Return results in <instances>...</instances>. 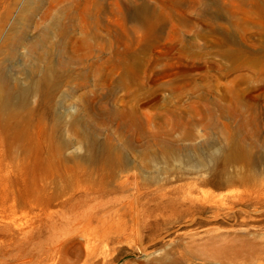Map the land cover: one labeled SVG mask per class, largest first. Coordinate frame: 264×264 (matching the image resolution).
<instances>
[{
    "label": "rangeland",
    "instance_id": "374dc122",
    "mask_svg": "<svg viewBox=\"0 0 264 264\" xmlns=\"http://www.w3.org/2000/svg\"><path fill=\"white\" fill-rule=\"evenodd\" d=\"M140 3L162 25L157 38L145 36L133 17ZM260 4L262 15L256 14ZM210 24L229 27L234 40L227 42ZM67 27L70 34H61ZM113 49L119 64L114 82L105 83L98 72ZM0 63L8 78L2 93L11 99L5 114L0 109V264H264V0H0ZM44 72L59 76L54 100L62 102L64 115L60 122L26 124ZM207 99L229 114L216 110L219 130L196 126L181 140L187 150L172 148L167 155L126 141L118 121L128 118L112 113L135 104L148 132L152 113L198 115ZM224 121L252 150L225 172ZM214 134L210 151L217 157L210 160L202 144ZM37 135L45 143L57 136L64 141L51 160ZM89 137L98 139L96 150L110 139L120 146L116 168L130 176L124 191L102 197L100 214L135 199L137 186L152 191L169 178L185 188L177 208L147 217L139 236L129 228L105 234L117 220L109 221V214L104 225L89 220V196L103 182L117 184L107 178L109 167L88 157ZM249 172L255 182L237 180ZM229 177V184L219 183ZM134 207L142 215L139 203Z\"/></svg>",
    "mask_w": 264,
    "mask_h": 264
},
{
    "label": "bare ground",
    "instance_id": "6f19581e",
    "mask_svg": "<svg viewBox=\"0 0 264 264\" xmlns=\"http://www.w3.org/2000/svg\"><path fill=\"white\" fill-rule=\"evenodd\" d=\"M245 3H247V1L244 2V4ZM259 6L260 7L256 10V14L258 13L259 15L260 14L262 15V5L260 4ZM207 8L208 7L206 5L201 9L200 11L201 17L203 15H206L208 11ZM148 9H149L148 4L146 3L138 4L136 6L133 17L139 22L138 25L142 26L144 31L143 34L145 36L147 37L151 36L153 38H157L161 34L162 25L158 23V19L155 17V14L149 13ZM244 11L246 13H250V10H248L247 8ZM210 30L214 33H221L222 36L224 37V40H226L227 42H231L234 40L232 30L229 27L216 26L210 24ZM85 31L88 34L90 33L88 29H86ZM197 31L200 34L204 33V31L199 28L197 29ZM65 33L70 34V29L68 27L61 30V34H65ZM27 34H28V30H23L21 37L25 38ZM43 37L45 36H42V38ZM112 52L113 55L110 57V61L107 62V67L105 68V70H100L98 72V77L100 81H103L105 83L114 82L112 80L114 79V75L116 73L119 64V61L116 58L117 51L113 49ZM7 81L8 78L6 76V63L5 64L0 63V82H1L0 109L4 114L11 106V103L9 102V100L11 99L8 98L10 95L4 96L2 93L3 91L2 88L6 86ZM59 81L60 80L58 75L55 74L53 78L50 79L48 74L44 72L43 76L40 79V85H38L36 88V90L40 92V97L36 107V112L27 115L26 124H33L34 122L33 119L37 120L35 123L37 126L43 125L45 121H47L50 118L59 120L57 122H60V120H62V117L64 115V112L60 110V104L62 102L61 101L55 102L54 100V96L58 90L57 87L55 86L58 85ZM116 88L117 85H112L110 91H115ZM18 89H20V91L23 92L22 94L23 96L26 95L25 93L27 91L26 89H22L21 87H19ZM237 99H239L237 100V102L240 103L241 98H237ZM241 102L243 103V101ZM197 108H198V113H197L198 115L194 113L189 114L186 113L187 111L183 112L182 110H176V109H170L165 114L161 112L152 113L147 125L148 132L145 131V129L142 126V123L140 121L141 112L136 110L135 104L134 105L132 104L131 106H125L123 108V111L118 110L117 108L112 109L113 110L112 113L115 117H117L116 115L120 113L127 116L128 120L118 121L119 127L122 130L120 134L129 137V139H126V141H130V143H132L133 140L146 142L140 144L147 147L152 154L167 155L168 153L171 152L172 148H176L177 150H181V151L187 150V146L185 144H182L181 140L186 139L187 137L192 135L193 130L194 128H196V126H203L205 128H210L213 129V131L219 130L218 129L219 123L216 120L217 109L221 110L220 115H223L225 118L228 117L229 115V114L227 115V113L225 112L224 104H219L217 101L211 99H207L203 104H201V106H197ZM72 121L73 124L75 125L79 121V119L75 118ZM222 124H223L222 129L227 130V134H225L226 141L221 146V151H222L221 169L223 172H225L229 164L240 160L245 161L246 160L245 157L248 154H250L252 150L251 147L248 148L245 145L246 140L244 136H242L240 139H236L235 136L237 135L235 134L234 131L232 130L230 131L229 124L227 121H224ZM176 132H179V137H178L179 139L173 138ZM163 136H167L171 138L168 139L167 137H163ZM51 139L52 138H50L49 140L47 139V143L49 141V144H47L45 143V140L42 139V135L41 136L37 135L38 148L43 149L48 146L46 148L48 153L46 154V156H43L48 160H51V157L56 151L55 147L57 148L58 146H60V144L64 142L62 138L58 136L55 140H51ZM216 139H217L216 134H214L213 136L211 135L210 137H208L206 140L203 141L202 145H205L206 149L210 151V149L213 147L212 144H214ZM88 141H90L88 144L89 147L88 157H90V159L94 161H99L100 162L99 166L102 169H104L106 166L109 167L108 168L109 170L107 172L108 175L107 178L109 179L110 182L112 181L117 184L115 186L113 185L109 186V184L103 182L98 187L97 194L93 196H89V199L92 201L91 206H89L91 208V211L88 212L90 213L88 215L89 220L94 218L100 221L101 223H103L104 225V221H107L106 219L107 214H109V216L111 217L109 221L111 220V222H114L117 220L115 223L110 224L111 225L110 228L104 231L105 234L115 233L118 235L125 232L129 228L131 233H135L139 236L140 228L148 223L147 217L153 216V214L156 213L164 214L167 208H177V206L180 204V200L182 199L180 196L182 193L181 191L183 190L185 191V188L183 185H175V184L172 185L171 184L172 179L169 178L164 183L157 184L155 189H153L152 191H148L144 189L143 186L140 187L137 186L135 192V199L120 204V206H113L108 210L107 213L104 212L105 214H100V211L103 208V204L101 203L102 197L107 194L116 193L117 191L120 192L124 191L127 183H130V176L127 175L125 178H123L118 174V170L116 166L121 162L122 156L121 153H119L120 146H118L117 144H113L112 139H110L108 142H103L102 144H100L98 150L95 149L98 146L97 138L89 137ZM92 149L94 152L92 151ZM209 157L210 160H212V159H216L217 155L212 151H210ZM250 165H253L254 167L253 163H250ZM137 177L138 176L135 174L134 181L136 183H137L136 180ZM181 178L182 177L179 176L177 179H181ZM233 179H234L233 177L221 179L219 183L226 185L232 182ZM237 180L246 183L255 182L254 174H250V172L248 175L241 176ZM143 196H147L149 197V199L147 201H141V197ZM135 202L136 204L139 203V206L141 207L142 210V215H140L138 212H135V207H134ZM116 216L117 218H115Z\"/></svg>",
    "mask_w": 264,
    "mask_h": 264
}]
</instances>
